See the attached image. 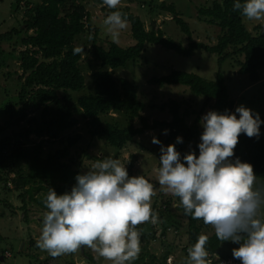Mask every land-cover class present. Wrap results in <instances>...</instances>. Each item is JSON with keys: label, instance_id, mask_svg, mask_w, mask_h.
<instances>
[{"label": "trees", "instance_id": "trees-1", "mask_svg": "<svg viewBox=\"0 0 264 264\" xmlns=\"http://www.w3.org/2000/svg\"><path fill=\"white\" fill-rule=\"evenodd\" d=\"M91 2L107 12V15L114 10L124 13L131 24L135 44L127 48L114 42H109L107 48L98 44L99 31L93 28L87 6L80 0H41L38 4L18 0L14 12L24 5L22 21L18 20L17 26L0 34V44L18 42L23 48L18 54L21 71L18 80L21 87L17 91V103L7 106L4 113L11 116L12 126H22L23 121L27 122L20 132L14 134L15 140L7 134V126L0 125V182L7 181L10 175L15 174L13 182L17 190H22L20 198L24 201L28 197L31 203L42 207L45 205L38 194L41 191L47 193L49 187L56 188L57 193L70 191L76 183L75 177L80 174V170L73 168L83 165V159L76 162L70 152L81 140L80 134L68 137L67 145L53 153L47 152L46 146L61 141L64 133L77 128L81 122L93 139L102 140L117 150L151 131L162 134L167 130L166 141L176 145L181 159L184 154L193 151L199 156L200 115L206 110L219 113L228 110L234 113L236 102L229 95L222 72L223 65H228L230 69L234 65L238 68L237 74L247 76L252 83L259 82L264 72V34L252 33L248 29L245 18L239 11H233L235 0H212L209 6L198 9L201 22L203 19L209 26L219 29L214 44L196 40V32L177 11L175 4L167 0L143 2V6H147L152 14L171 15L186 36L187 46L166 37L156 27L155 21L147 29L145 22L128 7L121 8L118 5L117 9H109L103 0ZM259 29L261 27L256 28ZM85 34L92 39L90 55L97 67L90 86L81 67L82 53L72 54L73 49L78 47L76 38ZM147 45H158L183 57H192L198 51L217 56L218 71L214 80H206L195 73L173 71L167 76L153 77L147 81L150 86H186L193 95L202 97L203 107L192 124L186 120L190 110L185 108L182 112L183 103L174 99L160 108L161 113L167 112L171 116L170 120L149 121L142 115L146 107L140 95L145 94V87L140 88L135 80L115 76V72L121 69L136 66ZM86 89L90 91L85 92ZM74 94L80 95L75 99ZM36 112L39 113L31 115ZM112 113H123L128 120L126 126L119 121L109 120L108 116ZM135 121H138V125L134 124ZM32 136L35 140H30ZM178 137L182 138V143H177ZM31 141L33 143H29ZM234 153L233 160L238 157L242 162L250 163L258 179L264 181L263 129H260L259 137L249 138L242 133ZM134 160L132 156L129 172L134 167ZM23 162L28 163L27 168ZM28 200L26 205L29 204ZM177 200L179 202V198ZM170 205V202H166L164 208L159 210L163 223L161 236L164 238L168 229L180 234L184 226L177 217L186 218V235L192 246L198 240L202 229L199 223L203 221L185 215L182 207H178L181 214H176L168 209ZM23 208H26L25 204ZM157 227L151 222L138 225L140 243L157 240ZM224 242L214 234L208 237L206 250L210 254H219ZM169 255L167 253L163 259L167 260ZM87 258L90 264H97L93 256L87 255ZM56 260L47 259L38 264H52Z\"/></svg>", "mask_w": 264, "mask_h": 264}, {"label": "clouds", "instance_id": "clouds-1", "mask_svg": "<svg viewBox=\"0 0 264 264\" xmlns=\"http://www.w3.org/2000/svg\"><path fill=\"white\" fill-rule=\"evenodd\" d=\"M103 3L117 9L121 0ZM233 11L247 20H262L264 0H235ZM127 24L119 10L109 12L103 21L114 43H119L120 31ZM81 53L82 47L72 51L73 55ZM262 123L259 113L244 105L235 113L209 111L201 118L204 131L199 156L193 151L183 159L175 144L165 147L156 137L152 140L161 144L156 169L161 190L179 198L176 206L210 225L219 240L238 244L232 255L241 264H264V183H258L250 163L232 157L240 135L259 137ZM177 143H182L181 137ZM75 179L76 184L63 194L49 187L36 246L53 258L84 246L112 264H132L141 251L137 226L158 222L151 206L156 194L153 184L143 175L130 177L127 167L110 157L98 160ZM207 241V235L198 236L187 250V264H239L208 253Z\"/></svg>", "mask_w": 264, "mask_h": 264}, {"label": "rangeland", "instance_id": "rangeland-1", "mask_svg": "<svg viewBox=\"0 0 264 264\" xmlns=\"http://www.w3.org/2000/svg\"><path fill=\"white\" fill-rule=\"evenodd\" d=\"M33 4L40 3L41 0H28ZM86 4L87 9L91 15V23L94 29L99 31L98 44L107 48L109 42H113L110 35L106 33L103 21L106 18L107 12H104L99 6L92 4L91 0H80ZM168 3L175 4L177 11L194 29L195 38L197 41L208 44L216 43V37L219 34L217 27L209 26L205 22L199 20L198 9L202 6H209L212 0H167ZM18 0H0V34L9 31L11 28L17 26V21H22L24 5H21L19 11L14 12ZM143 2L147 0H123L120 3L121 8L128 7L132 13L139 16L146 24V28H151L152 21L156 22V27L160 28L166 37L172 38L178 43L185 46L188 45L186 36L181 32L180 28L172 20V16L166 13L152 14L147 6H143ZM19 21V22H21ZM128 22V21H127ZM246 26L252 33L264 34V19L262 20H247ZM257 27L261 29L256 30ZM258 31V32H257ZM75 43L78 47L84 48L83 59L81 67L86 76L88 86L92 81V75L97 69L94 66L93 58L90 55L92 48V39L88 34L79 35ZM120 47L127 48L133 46L135 41L132 37L131 24L128 22L127 28L120 31L119 43ZM18 45V47H16ZM15 49V51H14ZM20 43H4L0 44V125L7 126V134L14 137L16 133L20 132L27 122L23 121L22 126L10 124V115H6L4 110H7L11 103H17V91L20 90L21 83L18 77L20 71L19 52L22 50ZM3 50V51H2ZM141 61L136 66H130L127 69H121L115 72L118 78H128L130 81L135 80L140 88L145 87V94L140 95L141 100L145 104V110L142 113L149 121L156 119L170 120L171 116L166 113H161L160 108L163 105L169 104L171 99L183 103L182 112L185 108L190 110V115L187 117V122L192 124L196 119V114L200 112L203 107L204 99L193 95L188 87L182 85H164V86H150L147 84L153 77H162L171 74L173 71H184L188 73H195L206 80H214L218 71L217 56L207 54L204 52H197L192 57H183L174 51H168L158 45H147L145 51L142 53ZM149 62V65L148 63ZM228 65H223L222 72L225 76L226 85L228 87L230 97L235 100V110L238 106L244 105L253 110L254 113H259L260 119L264 121V72L261 73V80L257 83L249 81L245 75L237 74L238 68L234 65L231 69ZM86 89L85 92H89ZM80 94H74L76 99ZM8 106V107H7ZM167 110V108L165 107ZM196 112V113H194ZM206 110L200 115V119L207 113ZM39 112L31 114L37 115ZM238 114V113H237ZM30 115V116H31ZM107 119V117H106ZM108 119L112 122L119 121L121 125L126 126L128 123L127 117L121 114H110ZM134 124L138 125V121ZM200 129V137L204 131L201 122L198 123ZM260 129L264 131V123L261 124ZM81 135V140L71 148V157L76 162L82 160L83 165L74 167L73 169L80 170V174L92 169V166L98 161L105 158L119 159L120 162L127 167L129 176L143 175L150 183L153 184L155 195L152 197L151 206L153 212L158 215V222L153 224L157 227L155 231L157 240H147L140 243L141 251L138 258L132 264H187V250L191 247L188 243L187 233V219L177 217V220L183 224V229L180 234H175L174 229H168L164 238L162 235L163 224L160 219L159 210L164 208L166 202H170L168 206L172 212L181 214L178 210L179 202L177 197L170 193H165L161 190L158 182V172L156 169L159 165V158L161 156V144L168 146L173 143L166 141V132L160 134L157 131H151L142 137H138L135 142L129 143L122 149L117 150L102 140L93 139L86 131L83 123L66 133L61 141L47 144V152L53 153L56 149L63 148L67 145L68 137ZM153 137H156L161 144H154ZM30 140H35L32 136ZM201 140V139H200ZM63 141V142H62ZM202 142V141H201ZM29 143H33L32 141ZM135 157L134 167L129 172V162ZM81 158V159H80ZM69 162L68 159L65 160ZM28 166V163L23 162ZM70 164V162H69ZM15 174L10 175L7 181L0 182V264H38L47 259H53L46 251H42L36 246V240L41 234L43 214L47 211L45 206H38L31 203L28 197L20 198V192L15 188L13 178ZM6 179V176L4 175ZM258 183H264L263 180L258 179ZM76 184V183H75ZM56 190V188H54ZM68 192V191H67ZM65 193V192H63ZM61 191L58 194H63ZM45 191H41L38 196L46 198ZM29 201L26 205L25 202ZM25 204V209L23 208ZM12 207H11V206ZM152 224V223H151ZM148 225V224H147ZM201 233L208 237L215 234L214 229L210 225H205L203 222L199 223ZM200 233V234H201ZM199 234V235H200ZM239 247L231 241H225L221 248L219 256L223 259L237 260L232 255V249ZM167 253L170 255L167 260L163 257ZM87 255L93 256L97 264H112L111 261L100 257L98 253L85 247L84 252L80 248L74 253H68L56 257V261L52 264H90ZM55 259V258H54Z\"/></svg>", "mask_w": 264, "mask_h": 264}, {"label": "water", "instance_id": "water-1", "mask_svg": "<svg viewBox=\"0 0 264 264\" xmlns=\"http://www.w3.org/2000/svg\"><path fill=\"white\" fill-rule=\"evenodd\" d=\"M84 246H81L80 250L82 251V253L84 252Z\"/></svg>", "mask_w": 264, "mask_h": 264}, {"label": "crops", "instance_id": "crops-1", "mask_svg": "<svg viewBox=\"0 0 264 264\" xmlns=\"http://www.w3.org/2000/svg\"><path fill=\"white\" fill-rule=\"evenodd\" d=\"M239 261V264H241V261L240 260H238Z\"/></svg>", "mask_w": 264, "mask_h": 264}]
</instances>
